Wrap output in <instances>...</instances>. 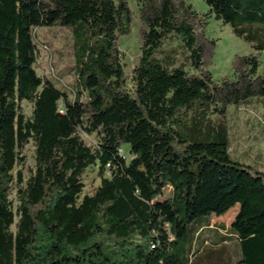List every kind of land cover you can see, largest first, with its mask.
<instances>
[{
	"label": "trees",
	"instance_id": "1",
	"mask_svg": "<svg viewBox=\"0 0 264 264\" xmlns=\"http://www.w3.org/2000/svg\"><path fill=\"white\" fill-rule=\"evenodd\" d=\"M202 1L204 16L184 0H138L128 77L127 0H0V264H211L231 243L234 264H264V173L233 159L228 130L208 121L264 100V0ZM210 15L254 52L218 84ZM53 26L73 37L72 86L35 71L34 30ZM92 168L99 184L84 194ZM153 180L171 191L170 223L151 207ZM231 211L228 228L211 225Z\"/></svg>",
	"mask_w": 264,
	"mask_h": 264
},
{
	"label": "rangeland",
	"instance_id": "2",
	"mask_svg": "<svg viewBox=\"0 0 264 264\" xmlns=\"http://www.w3.org/2000/svg\"><path fill=\"white\" fill-rule=\"evenodd\" d=\"M191 5L193 10L199 15L204 16L208 12V7L202 0H184ZM131 12L132 21L129 28V34L118 40V49L121 53V62L125 74L129 77L140 56L139 44V18H138V0H127ZM207 18L208 37L216 41L214 58L209 67L215 84H218L222 78L230 77L231 63L235 57L254 54L251 47L231 34L230 28L216 21L213 15ZM35 39L38 47V56L35 63L36 74L43 79H58L63 85L72 86L75 84L74 74V50L73 37L70 29L67 27L53 26L42 27L34 30ZM42 47H46L44 50ZM129 82V81H128ZM130 86V85H128ZM23 114L26 118L31 117L32 105L26 102L21 103ZM264 100L252 99L245 104L238 106H228L226 114L223 117L214 115L209 116L211 127L222 126L229 132L231 141L230 156L243 163L253 170H260L264 173ZM83 138L88 144H96L93 137ZM24 176L28 177L34 168V147L31 143L25 148ZM122 155L128 161L131 156L127 153V148L122 149ZM149 174V166H144ZM154 191L150 197L151 207L157 219L166 220L170 223L173 215L170 209L171 191L161 186L156 180ZM84 194H90L98 184L96 168L89 169L84 177ZM15 191L12 192V198L15 200ZM235 215L234 211L226 215L217 217L210 216L211 225L223 224L228 228ZM170 234L171 232L168 231ZM218 252H214L211 258V264H234L235 247L227 244L220 257L221 263H217Z\"/></svg>",
	"mask_w": 264,
	"mask_h": 264
},
{
	"label": "crops",
	"instance_id": "3",
	"mask_svg": "<svg viewBox=\"0 0 264 264\" xmlns=\"http://www.w3.org/2000/svg\"><path fill=\"white\" fill-rule=\"evenodd\" d=\"M230 151H231V142H230V148H229V150H228L229 154H230Z\"/></svg>",
	"mask_w": 264,
	"mask_h": 264
},
{
	"label": "built area",
	"instance_id": "4",
	"mask_svg": "<svg viewBox=\"0 0 264 264\" xmlns=\"http://www.w3.org/2000/svg\"><path fill=\"white\" fill-rule=\"evenodd\" d=\"M44 50H47L46 47H42Z\"/></svg>",
	"mask_w": 264,
	"mask_h": 264
}]
</instances>
